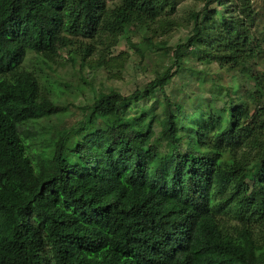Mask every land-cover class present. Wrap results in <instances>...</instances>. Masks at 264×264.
I'll list each match as a JSON object with an SVG mask.
<instances>
[{
	"label": "trees",
	"instance_id": "obj_1",
	"mask_svg": "<svg viewBox=\"0 0 264 264\" xmlns=\"http://www.w3.org/2000/svg\"><path fill=\"white\" fill-rule=\"evenodd\" d=\"M180 2L0 0V264H264V22L254 0H205L175 48L152 35L147 48L134 44L142 59L162 46V62H174L128 95L95 94L80 116L46 85L44 68L65 57L85 66L110 39L173 27ZM191 54L242 82L228 89L193 70L217 97L169 94ZM147 98L149 109L123 108Z\"/></svg>",
	"mask_w": 264,
	"mask_h": 264
},
{
	"label": "rangeland",
	"instance_id": "obj_2",
	"mask_svg": "<svg viewBox=\"0 0 264 264\" xmlns=\"http://www.w3.org/2000/svg\"><path fill=\"white\" fill-rule=\"evenodd\" d=\"M254 1L259 11V19H261V22H264V0ZM204 3L205 0H181L178 12L172 17L176 23L171 28H159L155 32L143 30V32L122 35L116 40L110 39L111 45L109 48L106 46L101 47L105 51L103 57L97 54L90 57L89 62L92 63L91 66L89 65L90 63L82 66L80 61L73 63L67 57L57 64L54 63L53 68L47 66L44 68V72L47 76H50L53 85L49 86V81H47L46 85L64 106H68L69 113L72 112L77 116H80L78 107L91 104L95 94L101 91L109 92L117 90L124 95L130 94L154 79L156 77L155 70H163L174 62L172 56H167L165 62H162L160 57L162 46L156 53L147 52L142 59L140 53L133 45L138 44L146 47V43L143 41L150 35L153 36L156 42L164 43L165 48L168 49L185 43L192 35V14L201 9ZM36 60V57L31 55L29 64L34 65ZM184 64L181 72L176 74L166 86L169 94H177L178 98L181 97L180 99L182 100L186 99L187 95H192L194 98L199 96L206 99L217 97L215 95L212 97L210 93L209 86L211 85V81H208L207 84L204 83L202 88L199 87L196 77L191 74L193 70L208 72L209 75L218 78L221 84L228 89L242 82L236 70L222 68L218 63L210 62L205 57L197 56V54H191L186 57ZM172 70H175V67ZM53 80L60 81L61 83L58 85ZM200 104H202V100H199L197 105ZM150 106L151 98L134 104H123L124 109L134 112L143 108L149 109ZM187 106L189 108L192 107L190 104ZM56 122H58L56 128H61L60 124L62 121L57 120ZM249 183L252 184L253 180H249Z\"/></svg>",
	"mask_w": 264,
	"mask_h": 264
}]
</instances>
